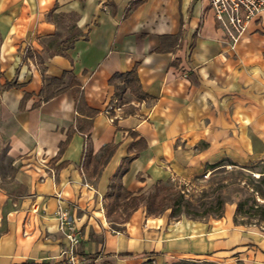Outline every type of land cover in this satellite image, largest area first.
Wrapping results in <instances>:
<instances>
[{"label": "crops", "instance_id": "1", "mask_svg": "<svg viewBox=\"0 0 264 264\" xmlns=\"http://www.w3.org/2000/svg\"><path fill=\"white\" fill-rule=\"evenodd\" d=\"M132 71L137 90L114 80ZM0 142L13 167L0 155V264L58 256L61 206L90 264H264L235 202L202 219L146 205L124 219L111 195L117 180L134 196L264 164V9L232 48L207 0H0Z\"/></svg>", "mask_w": 264, "mask_h": 264}, {"label": "rangeland", "instance_id": "2", "mask_svg": "<svg viewBox=\"0 0 264 264\" xmlns=\"http://www.w3.org/2000/svg\"><path fill=\"white\" fill-rule=\"evenodd\" d=\"M5 147L0 142V155L3 157V171L5 174L12 175L13 167L5 158ZM264 164L258 162L252 166H241L225 164L219 166L214 171L211 170L206 174L193 176L190 179H176L165 183L174 187V189H182L184 196L189 198L193 204L192 209L187 212H177L169 207L159 213L170 211L172 216H189L193 218H207L209 216H217V208L215 197L220 195L227 202H235L245 200V210L237 214V225L248 228L250 238L258 239L264 237ZM263 176V177H262ZM153 193L157 191L155 188L149 189ZM117 192V191H116ZM118 197L114 196V203L118 202ZM120 202V201H119ZM113 203V207H114ZM115 203V204H116ZM195 204V205H194ZM224 204V207H225ZM214 206V207H211ZM211 207V208H210ZM213 208V209H212ZM149 211V209L147 208ZM195 210V211H194ZM159 211V210H158ZM158 211L151 210L150 214H159ZM224 211V209H223ZM127 212V211H125ZM212 214L206 216L207 214ZM204 215V216H203ZM90 264V263H89ZM181 264H245L244 260L236 258L229 260L209 261L201 259L198 261H184Z\"/></svg>", "mask_w": 264, "mask_h": 264}, {"label": "built area", "instance_id": "3", "mask_svg": "<svg viewBox=\"0 0 264 264\" xmlns=\"http://www.w3.org/2000/svg\"><path fill=\"white\" fill-rule=\"evenodd\" d=\"M212 8L217 21L224 29L231 47L241 37L249 20L264 9V0H207ZM122 112L119 102L107 106L105 113L111 121H114ZM53 175V173H52ZM45 176H42L43 179ZM60 224L67 228V244L58 256L52 257L41 264H89L87 258L79 255L77 247L81 235L76 228L75 219L65 207L58 210Z\"/></svg>", "mask_w": 264, "mask_h": 264}, {"label": "trees", "instance_id": "4", "mask_svg": "<svg viewBox=\"0 0 264 264\" xmlns=\"http://www.w3.org/2000/svg\"><path fill=\"white\" fill-rule=\"evenodd\" d=\"M118 78H124L128 83H131L133 89L136 88L135 90L139 88V85L136 82V79H137L136 73L134 71L126 73V74H118L114 77V80L116 81V79ZM123 169H124V165L121 166L120 171H122ZM154 188L157 191L161 189H163L164 191L153 193L151 190L147 193L130 196L131 194L123 187L122 183L117 180V181L111 182V195L116 196L118 197L119 200L124 201L123 205L128 211L124 219H126L129 216L130 214L129 211H133L137 209L140 205H146L149 211H151L152 209L155 211L159 210L158 213L169 207L173 208L177 212H187L192 209L191 207H193V204L189 198H186L184 196L185 193L183 192L182 189L175 190L174 187L166 185L163 182H159L158 184H155ZM214 201L216 202L217 216H220L223 213L225 200L222 196L217 195ZM244 206H245V200L237 201L235 221H237V214L239 212L249 211V210H245ZM211 207H214V206H211ZM121 215L122 214L117 212V214L114 217L116 219H119ZM209 215H212V214L209 213L206 216H209Z\"/></svg>", "mask_w": 264, "mask_h": 264}]
</instances>
